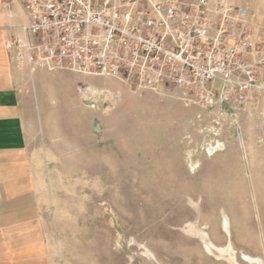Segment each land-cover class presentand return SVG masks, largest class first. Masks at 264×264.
Wrapping results in <instances>:
<instances>
[{"label": "rangeland", "instance_id": "1", "mask_svg": "<svg viewBox=\"0 0 264 264\" xmlns=\"http://www.w3.org/2000/svg\"><path fill=\"white\" fill-rule=\"evenodd\" d=\"M226 1L264 30L263 0ZM117 86L77 83L71 116L90 132L78 133L74 155L49 158L51 264H230L186 228L224 247L223 212L237 252L264 260V100L245 112L196 110Z\"/></svg>", "mask_w": 264, "mask_h": 264}, {"label": "built area", "instance_id": "2", "mask_svg": "<svg viewBox=\"0 0 264 264\" xmlns=\"http://www.w3.org/2000/svg\"><path fill=\"white\" fill-rule=\"evenodd\" d=\"M9 51L29 67L114 81L185 108L245 112L264 100V30L226 0H10ZM94 108L95 106L92 105Z\"/></svg>", "mask_w": 264, "mask_h": 264}, {"label": "crops", "instance_id": "3", "mask_svg": "<svg viewBox=\"0 0 264 264\" xmlns=\"http://www.w3.org/2000/svg\"><path fill=\"white\" fill-rule=\"evenodd\" d=\"M9 3L0 0V264H51L43 226L49 201L45 192L51 187L49 158L74 155L81 149L75 144L78 133L91 129L71 116L78 113L77 83L119 86L65 70L29 67L22 53L6 48L7 28L25 20Z\"/></svg>", "mask_w": 264, "mask_h": 264}, {"label": "bare ground", "instance_id": "4", "mask_svg": "<svg viewBox=\"0 0 264 264\" xmlns=\"http://www.w3.org/2000/svg\"><path fill=\"white\" fill-rule=\"evenodd\" d=\"M209 155L213 156L215 153L210 148ZM193 170L195 169V166L192 164ZM230 218L226 215V213L223 212V221H222V229L225 232V235L227 237V243L224 247L217 246L210 240L209 235L205 231H200L196 229V226L192 223H189L186 228L189 231V233H194L197 235L203 242L204 247L206 251L216 259H224L230 264H239L238 262V254H240L241 259L244 262H247L249 264H264V260L252 257L244 252L238 253L237 250L233 246L232 242V232H231V224H230Z\"/></svg>", "mask_w": 264, "mask_h": 264}]
</instances>
